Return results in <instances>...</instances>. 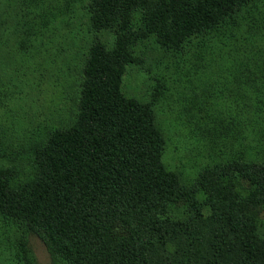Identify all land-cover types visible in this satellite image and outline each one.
Masks as SVG:
<instances>
[{
	"label": "trees",
	"instance_id": "1",
	"mask_svg": "<svg viewBox=\"0 0 264 264\" xmlns=\"http://www.w3.org/2000/svg\"><path fill=\"white\" fill-rule=\"evenodd\" d=\"M81 7L88 29L112 40L84 45L70 121L44 127L19 151L0 150L11 164L0 167V223L18 233L0 236V258L34 264L21 240L34 234L58 264H264V0ZM209 34L217 43L231 35L236 73L253 77L252 110L239 111L251 142L186 180L162 160L153 102L125 94L121 82L139 42L153 38L170 52Z\"/></svg>",
	"mask_w": 264,
	"mask_h": 264
},
{
	"label": "rangeland",
	"instance_id": "2",
	"mask_svg": "<svg viewBox=\"0 0 264 264\" xmlns=\"http://www.w3.org/2000/svg\"><path fill=\"white\" fill-rule=\"evenodd\" d=\"M82 2L0 0V150L19 151L44 127L70 121L84 45L92 37L112 40L107 32L88 29ZM53 11L60 12L52 21ZM214 39L199 36L165 52L147 38L137 44L136 61L121 82L125 94L153 102L166 140L162 160L186 180L251 142L239 111L252 110L253 77L236 73L237 61L228 54L235 42L231 35L220 38L222 43ZM10 165L0 160V167ZM0 236L17 241L18 233L0 223ZM22 239L34 264H58L36 235L21 234ZM10 256L2 255L0 264H14Z\"/></svg>",
	"mask_w": 264,
	"mask_h": 264
}]
</instances>
